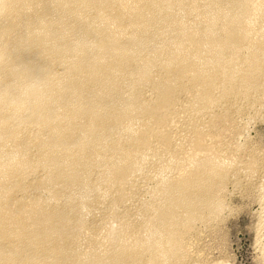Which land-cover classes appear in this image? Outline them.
<instances>
[{"label": "bare ground", "instance_id": "6f19581e", "mask_svg": "<svg viewBox=\"0 0 264 264\" xmlns=\"http://www.w3.org/2000/svg\"><path fill=\"white\" fill-rule=\"evenodd\" d=\"M235 100L264 104V0H0V264H183Z\"/></svg>", "mask_w": 264, "mask_h": 264}, {"label": "rangeland", "instance_id": "374dc122", "mask_svg": "<svg viewBox=\"0 0 264 264\" xmlns=\"http://www.w3.org/2000/svg\"><path fill=\"white\" fill-rule=\"evenodd\" d=\"M236 102L234 105L239 111L233 106L230 116L227 113L223 117L226 109L219 106L218 110L213 108L214 113L204 116L201 119L203 122L200 121L208 124V141L218 150L221 149L219 152L229 160L239 161L241 173L226 182L224 203L219 215L196 222L195 231L188 235L186 241L188 253L183 264H264V104L252 103L250 106L251 103ZM182 120L178 117L174 121L177 126L173 123L175 133L181 134L185 130ZM252 163L255 172L250 174L246 167ZM151 182L142 181L138 194L141 197H135V201H132L134 204H139L142 198H149ZM132 202H124L122 209L133 210ZM93 219L96 227L105 220L103 216Z\"/></svg>", "mask_w": 264, "mask_h": 264}]
</instances>
